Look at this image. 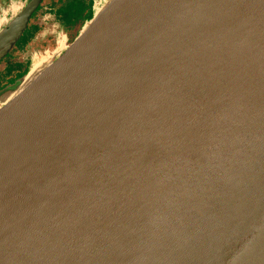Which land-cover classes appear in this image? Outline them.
<instances>
[{
	"label": "water",
	"instance_id": "obj_1",
	"mask_svg": "<svg viewBox=\"0 0 264 264\" xmlns=\"http://www.w3.org/2000/svg\"><path fill=\"white\" fill-rule=\"evenodd\" d=\"M87 19L0 88V264H264V0Z\"/></svg>",
	"mask_w": 264,
	"mask_h": 264
},
{
	"label": "flooded vegetation",
	"instance_id": "obj_2",
	"mask_svg": "<svg viewBox=\"0 0 264 264\" xmlns=\"http://www.w3.org/2000/svg\"><path fill=\"white\" fill-rule=\"evenodd\" d=\"M16 1V0H15ZM98 0H43L41 13L35 11L23 33L0 53V88L9 84L37 61L67 46L78 35L71 34L81 27ZM0 0V31L15 15L18 3Z\"/></svg>",
	"mask_w": 264,
	"mask_h": 264
},
{
	"label": "rangeland",
	"instance_id": "obj_3",
	"mask_svg": "<svg viewBox=\"0 0 264 264\" xmlns=\"http://www.w3.org/2000/svg\"><path fill=\"white\" fill-rule=\"evenodd\" d=\"M23 1H25V0H16V1H15V0H11L10 4H14V5H15V2L18 3V4H20V3L22 4ZM42 9H43V7H41V8L39 9L38 12L41 13ZM87 18H88V15H87ZM87 18H86V20L83 22L82 26H81V27H76L75 29H73V30L71 31V34L74 33L75 31L79 33L80 30H81V29L83 28V26L85 25V23H87V20H88Z\"/></svg>",
	"mask_w": 264,
	"mask_h": 264
},
{
	"label": "bare ground",
	"instance_id": "obj_4",
	"mask_svg": "<svg viewBox=\"0 0 264 264\" xmlns=\"http://www.w3.org/2000/svg\"><path fill=\"white\" fill-rule=\"evenodd\" d=\"M221 81V80H220Z\"/></svg>",
	"mask_w": 264,
	"mask_h": 264
}]
</instances>
